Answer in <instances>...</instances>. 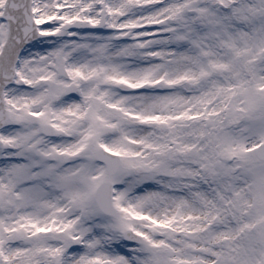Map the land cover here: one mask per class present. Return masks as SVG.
<instances>
[{"label":"snow or ice","instance_id":"snow-or-ice-1","mask_svg":"<svg viewBox=\"0 0 264 264\" xmlns=\"http://www.w3.org/2000/svg\"><path fill=\"white\" fill-rule=\"evenodd\" d=\"M0 264H264V0H0Z\"/></svg>","mask_w":264,"mask_h":264}]
</instances>
